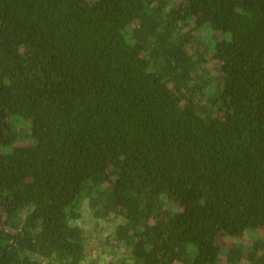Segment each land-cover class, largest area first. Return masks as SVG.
Segmentation results:
<instances>
[{"label": "trees", "instance_id": "obj_1", "mask_svg": "<svg viewBox=\"0 0 264 264\" xmlns=\"http://www.w3.org/2000/svg\"><path fill=\"white\" fill-rule=\"evenodd\" d=\"M264 264V0H0V264Z\"/></svg>", "mask_w": 264, "mask_h": 264}, {"label": "rangeland", "instance_id": "obj_2", "mask_svg": "<svg viewBox=\"0 0 264 264\" xmlns=\"http://www.w3.org/2000/svg\"><path fill=\"white\" fill-rule=\"evenodd\" d=\"M114 223H96L90 212L85 209L81 226L86 233V246L88 256L86 262L92 261L94 264H106L112 256L105 246L104 238L114 230ZM47 264V263H44Z\"/></svg>", "mask_w": 264, "mask_h": 264}]
</instances>
